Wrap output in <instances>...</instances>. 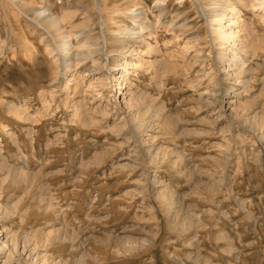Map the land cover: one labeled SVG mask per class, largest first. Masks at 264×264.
<instances>
[{"label": "rangeland", "instance_id": "rangeland-1", "mask_svg": "<svg viewBox=\"0 0 264 264\" xmlns=\"http://www.w3.org/2000/svg\"><path fill=\"white\" fill-rule=\"evenodd\" d=\"M215 9L252 35L245 73ZM2 242L0 264H264L258 0H0Z\"/></svg>", "mask_w": 264, "mask_h": 264}, {"label": "bare ground", "instance_id": "bare-ground-1", "mask_svg": "<svg viewBox=\"0 0 264 264\" xmlns=\"http://www.w3.org/2000/svg\"><path fill=\"white\" fill-rule=\"evenodd\" d=\"M258 2H259V4L261 6H263V9H264V0H258ZM161 11H163V10H161ZM231 11H232V13H235V11H234L233 8H232ZM38 13H40V12H38ZM141 15H142V12H141L140 9L139 10L138 9L135 10L133 12V14L131 15L132 18L135 20V22L136 21L138 22L137 23L138 25L139 24L140 25L143 24L142 20L140 21ZM211 17H212V23H214V24L216 23L213 27L216 30L215 31V34H217V36H218L217 38L218 39H222L225 44H227V45H229L231 47V49L237 47V50H232V51L230 50L232 52L231 53V56H230L231 57L230 60L232 61V66L236 67V69H237L236 71H238L239 73H241V72L242 73H245L244 68H242V65H243L244 62L242 63L243 59L241 58V56H239V53H241L243 51L247 55H248V53H253V54L258 53L257 52L258 51V48L257 49L256 48H253L251 46V44H250V43H252V40H251L252 35H249L250 33H248L246 36H244L243 38H241L240 39L241 46H239V42H238L239 39L237 40V38H238L239 33H241V32L240 31H238V32L235 31L234 28H231L230 29L231 31L228 32L226 30V26L224 25L225 23H223L224 19L226 17H228V14H226L225 11H220L218 9H215V10L212 11ZM60 21H61L60 18H58V17H56V16H54L52 14H48V15H45V16L42 15V17L40 19V22H43L51 30V33L53 34V36L56 37V42L59 45L60 52H61L62 55L65 56V57L63 56L64 58H67L66 60L68 62L69 60L72 59L71 56H70V50H71V47H72V45H71L72 43L70 42L71 40L68 38V37H70L69 36L70 34L67 35L64 32V30H62V28H61V25L62 24H60L61 23ZM229 22H231V21H229ZM233 23L235 24V21ZM45 25H43V26H45ZM71 36H73V35H71ZM70 38H72V37H70ZM80 44H83V43H80ZM83 45H86V44L84 43ZM226 57H228V54L225 55L224 52L220 56L221 59H225ZM123 66H124L125 69L128 68V65H123ZM120 78L121 77L117 78V81L116 82H119L120 81ZM117 84H120V83H117ZM8 246L9 245H7V242H2L1 245H0V251H1V253H2V251L5 252L6 250H8L7 249ZM9 251L10 250H8L7 252H9ZM9 257H10V255L8 256V258Z\"/></svg>", "mask_w": 264, "mask_h": 264}]
</instances>
